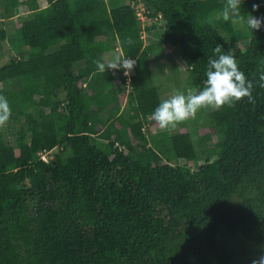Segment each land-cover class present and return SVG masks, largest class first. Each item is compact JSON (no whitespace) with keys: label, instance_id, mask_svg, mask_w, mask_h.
<instances>
[{"label":"trees","instance_id":"trees-1","mask_svg":"<svg viewBox=\"0 0 264 264\" xmlns=\"http://www.w3.org/2000/svg\"><path fill=\"white\" fill-rule=\"evenodd\" d=\"M0 3V49L14 54L0 66L12 110L0 126V264H251L264 253V27L223 21L224 0ZM242 12L264 16V0H245ZM217 44L253 81L255 105L245 98L189 119L206 146L176 127L154 148L156 78L199 92ZM166 45L178 59L156 69L150 56ZM115 49L137 61L133 72L93 69L83 83L75 63H107ZM21 118L27 132L11 129ZM52 149L48 162L37 158Z\"/></svg>","mask_w":264,"mask_h":264},{"label":"clouds","instance_id":"clouds-1","mask_svg":"<svg viewBox=\"0 0 264 264\" xmlns=\"http://www.w3.org/2000/svg\"><path fill=\"white\" fill-rule=\"evenodd\" d=\"M245 0H224L220 15L223 21L232 25L246 26L249 30H260L264 27V16L257 17L251 13L245 15L242 6ZM253 10L258 11L259 5L254 4ZM126 43H133L131 37ZM224 47L217 44L213 50L214 56L207 61L206 80L204 87L197 93L183 92L172 95L162 100L158 107L150 114L161 129H175L179 123L194 119L201 109H220L224 106H234L237 102L247 98V102L255 105L253 95L254 83L240 69L236 57L231 51L224 52ZM99 73L108 70L122 69L128 76L136 67L137 61L130 57L116 56L110 62L100 59L93 61ZM264 88V69L260 71L259 80L256 82ZM12 110L7 97L0 95V126L5 125L11 118ZM251 264H264V253L251 261Z\"/></svg>","mask_w":264,"mask_h":264},{"label":"rangeland","instance_id":"rangeland-1","mask_svg":"<svg viewBox=\"0 0 264 264\" xmlns=\"http://www.w3.org/2000/svg\"><path fill=\"white\" fill-rule=\"evenodd\" d=\"M41 3L44 4V3H47V0H41ZM2 11V5L0 3V12ZM157 22V27H158V30H156L158 33H161L162 32V24H163V21L159 20V21H156ZM159 25V26H158ZM11 30H12V25L11 27L9 28V33L11 34ZM238 37H240V34L238 32ZM116 56H121L120 54V51L118 49H115L113 50V52H111V55H110V58H109V61H112ZM14 57V54L13 52L9 49L8 45L6 42H3V46L2 48L0 49V66L1 65H5V64H8L10 62V60ZM95 57V56H94ZM94 60H96V58H94ZM178 59V55H177V51L174 47L170 46V45H166L163 49L162 52H160V55L159 53L158 54H151L150 56V59L151 61H153V65L156 69H167V64H168V61L169 59ZM90 63H88L87 61L85 62L84 61H79L77 63H75L74 65V68L76 70V73H79L83 76V83L86 82L90 72L93 70V69H96V65L94 64V67L93 65L90 66L89 65ZM133 72V71H132ZM131 72V73H132ZM130 73V74H131ZM162 84V81H160V97L164 100V99H168L170 98L172 95H175L177 93H180L182 91H184V89L182 88V82H179L178 83H172V84H169L167 86H169L168 88H163V86L161 85ZM125 89V90H124ZM123 90H120V93H122L123 95V112L127 115V111H126V106L124 105L125 104V101H126V90L129 89L128 86L124 87ZM160 98V99H161ZM41 103L43 105H47V101L45 100H42ZM203 113V110H199L196 114V117H199L200 115H202ZM11 126V129L13 128L14 130H18L20 132H27L28 131V126H27V122H26V119L24 118H21V119H17L14 121L13 124L10 125ZM177 128H180L182 130H188L190 129L191 133L194 135V140H195V143L197 145L198 148H201L203 147L205 144L202 142L200 143L199 142V136H201L202 134V131L199 130L195 124H193L192 122H190V120H187L185 122H182V123H179L177 125ZM146 129L148 130V132H151L153 133V135H155L153 138H150V145H152L154 148H158L161 143L159 142V140L157 139L159 136L163 135L167 129H161L159 127V125L153 120V119H149L148 122H147V125H146ZM196 133V134H195ZM3 134H4V137L5 139L7 140H11L13 142V144L15 146H17V135L16 134H9V131L8 129H3ZM98 137L100 138H108L109 137V133L102 129L98 135ZM218 136V135H217ZM214 143V140H212V142H210L208 144V146H212V144ZM206 146V145H205ZM54 153L56 152V150L54 149L53 150ZM64 156L68 155L69 154V151L68 150H65V152L63 153Z\"/></svg>","mask_w":264,"mask_h":264},{"label":"built area","instance_id":"built-area-1","mask_svg":"<svg viewBox=\"0 0 264 264\" xmlns=\"http://www.w3.org/2000/svg\"><path fill=\"white\" fill-rule=\"evenodd\" d=\"M144 9L142 7H139L137 10V17L142 21L141 24V28L142 25L145 24V22H147V17L144 14ZM148 23V22H147ZM145 32H144V28L141 29V38H145ZM53 157V149L52 150H42V151H38L37 152V158L44 161V162H48L50 159H52Z\"/></svg>","mask_w":264,"mask_h":264},{"label":"crops","instance_id":"crops-1","mask_svg":"<svg viewBox=\"0 0 264 264\" xmlns=\"http://www.w3.org/2000/svg\"><path fill=\"white\" fill-rule=\"evenodd\" d=\"M80 61H84V60H80ZM160 81H162L161 85L163 86V88H166V87L168 88L169 86H167V85L172 84V83L174 84V81H173L172 77L169 74H166V75L161 74L159 77H157L156 80H155V83H156V86H157V90H158L159 96H161L160 95V89H159L161 87L160 86ZM162 100L163 99L161 98V101Z\"/></svg>","mask_w":264,"mask_h":264}]
</instances>
